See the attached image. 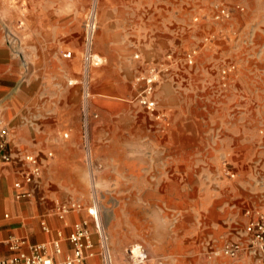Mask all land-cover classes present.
<instances>
[{"label": "crops", "instance_id": "1", "mask_svg": "<svg viewBox=\"0 0 264 264\" xmlns=\"http://www.w3.org/2000/svg\"><path fill=\"white\" fill-rule=\"evenodd\" d=\"M176 1H100L93 50L102 64L90 76V90L97 95L90 110L97 111L99 119H91L89 137L101 189L116 191L115 203L140 207L147 264H256L245 252L220 261L206 252L216 239H235L241 233L247 210H264V176L260 184L259 176L243 164L246 151L264 143L262 102L254 99L246 114L237 93L213 97L217 74L210 51L199 56L193 68L173 66L168 56L194 34L180 20ZM253 1L259 5L260 0ZM82 12L78 0H0V128L7 130L5 151L12 158L0 164L3 257L17 253L9 249L10 240L23 238L26 244L18 250L45 243L47 255L63 259L71 252L67 237L72 224L86 219L94 255L81 264H102L85 210L70 211L63 218L55 211L58 203L81 200L79 193L87 187L78 83L83 32L76 27ZM10 35L16 37L17 49ZM65 51L70 57L63 56ZM153 63L166 69L155 92L158 109L167 114L164 121L121 98L131 93L136 74ZM24 154L39 160L40 175L31 183L23 179L30 167ZM226 154L236 163L230 168L236 178L230 181L220 176L219 159ZM16 182L21 187H15ZM22 191L29 195L18 197ZM166 207L186 230L181 232L183 245L178 227L173 229L164 219ZM180 207L185 216L175 215ZM200 214L205 216L203 224ZM236 219L243 220V226L226 234L237 230V224L231 228ZM199 224L207 231L201 238ZM114 262L119 264L116 257Z\"/></svg>", "mask_w": 264, "mask_h": 264}, {"label": "rangeland", "instance_id": "2", "mask_svg": "<svg viewBox=\"0 0 264 264\" xmlns=\"http://www.w3.org/2000/svg\"><path fill=\"white\" fill-rule=\"evenodd\" d=\"M100 1L101 0H97V22L99 19ZM91 2L92 0H78L79 6L83 7V12L79 15V20L76 23L77 30L79 31L83 32L84 17ZM176 4V10L179 13L180 20L185 24V29L189 27V30H194V34H191L192 37L187 35L188 39H186V44L180 49L179 52H176V54L171 53L169 59H171L173 66H178V68H193L197 63H199V56H202V54L206 55V51H210L212 55H215L214 59H216V63L214 64L213 70H215L217 74L212 84L215 95L213 97L218 96L219 98H223L225 95L229 94L230 91L233 94L237 93L239 95V99L243 101V108L246 107V114L251 112L252 101L258 98L259 101L262 102V107L260 108L259 113L264 118V0H260L259 5H256L253 0H177ZM220 8H223L227 11V16L216 19L215 15ZM66 47L70 48V46ZM191 49L196 50V55L194 57L195 59L193 63L191 65H188L184 61V54ZM80 50L82 51V53L79 51L82 57L81 71H83V42L81 44ZM211 62L212 60H209V63ZM213 63H211V65H213ZM100 65L90 67V75L88 79L89 90L91 71L94 74L96 67H100ZM151 65L160 64H150L146 66L143 71H140L138 74H136L131 83V93H126L121 96L125 103L139 106L134 98L135 95L139 92L141 83L136 82V78L139 75H143L147 68ZM229 65H232L234 68L228 71ZM224 68L227 69V71L226 73L222 74V70ZM71 69L73 70L74 66H72ZM160 80L158 81V83L160 82ZM81 81L82 74L78 79V83L82 87ZM239 88L241 89V91L239 90ZM94 97H97V95H95L94 91L91 92L90 90L89 107L90 103L91 105L94 104ZM141 109L145 113H147L142 107ZM91 111L97 113L98 116L97 118H90V121L91 119L98 120V112L94 111L93 109ZM230 114H235V111H231ZM263 132L264 131L262 130L260 133ZM89 145L91 150L90 162H87L84 158V166L87 174V187L84 191H81V193H79V196L82 197L81 200L85 202H91L93 198H95L102 228L108 236L113 258L116 257L119 264L123 262L124 249L130 245L142 243L141 245L146 249L149 255V249L142 242V240L144 241L146 231L143 228V223L139 222L138 211L140 207H130L115 203L114 196L116 191L101 189L102 181H100V179L98 178L100 172L95 167L93 156L94 150L90 137ZM81 149L83 151V155L85 156L82 143ZM244 157L245 162L243 164H246V166L250 168L251 172L259 176L258 182L261 184L260 181L262 180H260V177L263 178L264 176V143H260V147H257L256 150L249 149L248 151H246ZM219 161L221 179L226 181L235 179V173L234 177H228L222 172V167L224 164L227 165L229 169L233 164L236 165V163L232 161L231 156H228V154H226V156H222ZM181 208L182 207H180V213L175 215H178L180 217L186 215L181 212ZM163 210L164 219L166 221L168 220L170 227H173V229L176 226L178 227V232H180L179 245H183L184 241H181L183 240L181 232L186 230L180 225V222H176L175 218L172 216V210L170 209V207H166V209ZM199 218L203 219L202 224L206 222L204 215L200 214ZM243 222L244 221L240 219L232 221L231 228H233V224H237V230H227L225 233L228 234L229 232H237L243 226ZM196 228V231L200 235V238L207 234L205 225L203 227H200L199 224V226L196 225ZM226 237L227 238H225L224 236L216 239V243L214 244V246H221L226 239L230 238V235H226ZM200 242V246H204L205 241L201 239ZM202 255V259H208L204 256V252ZM215 259L218 261L232 260V258L225 256H217L216 258H214V260Z\"/></svg>", "mask_w": 264, "mask_h": 264}, {"label": "built area", "instance_id": "3", "mask_svg": "<svg viewBox=\"0 0 264 264\" xmlns=\"http://www.w3.org/2000/svg\"><path fill=\"white\" fill-rule=\"evenodd\" d=\"M227 16V11L220 8L215 15L216 19ZM97 0H92L89 8L86 11L83 23V71H82V91H83V106H82V139L85 153V159L90 162V145H89V124L90 118H97V113L92 112L89 107V70L91 66H97L102 63L101 57L93 50L94 36L97 30ZM10 44L17 49L18 41L15 36H9ZM16 52V51H15ZM71 52L65 51L64 57H70ZM196 50L191 49L184 54V61L191 65L194 61ZM170 58V55L168 56ZM234 68L228 66V71ZM165 66L151 65L147 68L143 75L136 78V82L141 83L139 92L135 95L134 100L155 120H165L166 112L158 109L157 101L154 97L155 88L160 80L162 73L165 72ZM227 69L222 70V74L226 73ZM7 130L0 128V164L10 161L12 158L5 151V135ZM51 155V153H48ZM23 160L30 164V167L23 174V179L26 183L33 182L40 175L39 160L36 155L24 154ZM222 172L228 177H234L227 165H223ZM15 187H21L19 182L14 184ZM29 195V192H21L18 197ZM96 200L85 202L83 200H71L65 203H58L55 207L56 214L59 218H63L70 211L85 210L90 217L95 233L97 236V244L99 247L98 253L102 264H117L114 262L112 251L109 244L107 234L104 232L99 213L96 207ZM246 223L240 234L235 239H226L221 246L209 244L207 248L208 256H225L236 259L241 252H245L256 264H264V210H247L245 212ZM43 229L46 225L41 223ZM89 221L86 219L75 221L72 224L71 231L68 234V241L71 245V252L63 259L54 260L47 255L46 250L48 245L45 243L29 244L28 251L18 250L21 245L26 244L23 238L10 240L9 249L17 250V253L11 256H0V264H81L86 256L94 255V240L88 228ZM56 252L60 251L58 243H52ZM123 262L120 264H147L149 255L146 249L141 244H134L126 247L123 251Z\"/></svg>", "mask_w": 264, "mask_h": 264}]
</instances>
